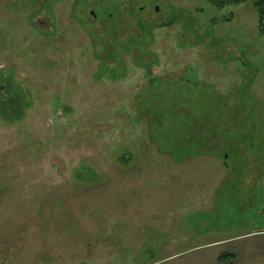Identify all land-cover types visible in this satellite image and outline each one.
Returning <instances> with one entry per match:
<instances>
[{
	"label": "rangeland",
	"instance_id": "1",
	"mask_svg": "<svg viewBox=\"0 0 264 264\" xmlns=\"http://www.w3.org/2000/svg\"><path fill=\"white\" fill-rule=\"evenodd\" d=\"M56 1L0 0V264H264L254 0ZM91 5L124 35L87 29ZM203 116L229 133L226 165L198 154Z\"/></svg>",
	"mask_w": 264,
	"mask_h": 264
},
{
	"label": "flooded vegetation",
	"instance_id": "2",
	"mask_svg": "<svg viewBox=\"0 0 264 264\" xmlns=\"http://www.w3.org/2000/svg\"><path fill=\"white\" fill-rule=\"evenodd\" d=\"M44 1L45 0H41L42 3ZM51 1H56V0H51ZM57 1L54 2V4L57 3ZM140 5H139V11L138 12H139V14L142 15L143 13H141V12H143V11L145 12L146 11V6L143 3L140 4ZM155 11L159 12L158 8H156ZM95 12H96L95 9L91 5V8H90L88 14H89V16L92 17V21L93 22L90 21L89 23L87 21V18L85 16V14H83L84 12L82 13V16L85 18V20L87 22V23H85V21H84V24H86L87 29H89V27H91V28L92 27L100 28V32H101L100 34L104 35L103 32L106 31L107 28H108V25L110 23H112L111 20H115L116 19L117 22H115V23L120 25V29H119L120 34H119V36L120 35L121 36L124 35L123 29H124V23L125 22H124V20H122L119 17V12L117 10L113 9V12L106 13V16L104 18H101L99 16V14L97 12L96 13ZM114 13H116L117 16H115ZM145 22L147 23V21H145ZM37 23H38V25L39 24L42 25V27H40L41 30L39 29V31H40V33L42 35H44L45 37L53 36V34H54V30H53L54 29L53 28L54 23L51 20L49 21V23H50L49 26L47 25L48 24L47 23V19L38 20ZM138 23H140V21H138ZM43 24H46V27H43ZM44 28H49L50 31L44 30ZM121 28H123V29H121ZM119 31H118V33H119ZM98 32L99 31H95L96 34ZM113 37H116V34ZM103 43L105 44V41ZM119 46H120V44L117 45V48H119ZM135 51L133 53H127L128 56H131V59H132V61L134 63H136L137 65H139L142 68H151L152 72L158 69L157 65H156L155 67L157 69L154 70L153 69L154 66H149L148 62H146V61H144L142 64H140V63L138 64V62L140 61V59H139L140 55H139L138 50H135ZM102 55H105V54H102ZM109 55L110 56L112 55V56L111 57L109 56L106 59L117 60L115 57H118L119 60H121V58L123 57L124 54L123 55H119L118 53L115 52L114 54H109ZM179 79L180 80L183 79V76H180ZM185 81L186 82L188 81L190 83V81L188 79H186ZM191 85L192 86H196L195 82H192ZM237 109L238 108L236 106H233V107L231 105L228 106V104L226 102H216V103H214L213 105L210 106V109H208L210 112L207 110L206 113H209V114H212V115H214V113H216L215 115H217V117L220 118L222 121H224L222 119V118H224V119L228 120L227 122H228L229 125H233L231 123V120H233L235 118V117H233V114H234V112L236 113ZM231 113H232V115H230ZM221 115H223V117H221ZM217 117H215L214 119H217ZM207 119L208 118L203 116V120L204 121L199 120V121L196 122L197 126L201 125V130L204 131L201 134V136L199 137L200 139H198L199 140V142H198V154H205V153L221 154L222 157L224 158L223 159V163H224V165H226V163H225L226 160L225 159H228V157H229V155H228L229 154L228 153L229 152V147H228L229 146V140H228V137H227V134L229 135V133L228 132L225 133V132L217 131V128L214 127V126H216L215 122L212 123L213 127H209V130L206 133V131H205V127L207 125L206 123H209V122H205V120H207ZM224 123H226V122H224ZM234 167H238V166H234Z\"/></svg>",
	"mask_w": 264,
	"mask_h": 264
},
{
	"label": "trees",
	"instance_id": "3",
	"mask_svg": "<svg viewBox=\"0 0 264 264\" xmlns=\"http://www.w3.org/2000/svg\"><path fill=\"white\" fill-rule=\"evenodd\" d=\"M209 3L214 6L215 8L221 9L226 6H231V5H237L244 3L246 0H208ZM254 7L256 10V15H257V29L259 34L264 35V0H254ZM1 109V114L6 115L5 107L4 105L0 107ZM196 128L194 129V133L197 130L198 126H195ZM234 256L233 254H228V253H223L220 254L218 259L222 260L223 258L227 257H232Z\"/></svg>",
	"mask_w": 264,
	"mask_h": 264
}]
</instances>
